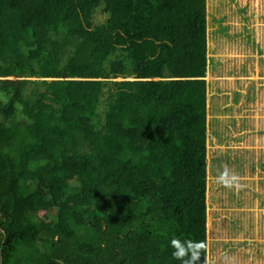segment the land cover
<instances>
[{
	"label": "trees",
	"instance_id": "trees-1",
	"mask_svg": "<svg viewBox=\"0 0 264 264\" xmlns=\"http://www.w3.org/2000/svg\"><path fill=\"white\" fill-rule=\"evenodd\" d=\"M206 1L0 0V264H208Z\"/></svg>",
	"mask_w": 264,
	"mask_h": 264
},
{
	"label": "rangeland",
	"instance_id": "rangeland-1",
	"mask_svg": "<svg viewBox=\"0 0 264 264\" xmlns=\"http://www.w3.org/2000/svg\"><path fill=\"white\" fill-rule=\"evenodd\" d=\"M206 16L210 33L215 25L228 24L218 37L243 42L241 34L247 29L245 37H251L252 44L247 59L251 69L243 86L248 96L243 99L238 88L226 92L231 95L227 100L239 102L240 108L230 112L221 96L212 106L215 90L208 88V264H264V0H207ZM102 18L97 14L96 22ZM238 54L242 53H232V61L238 63ZM234 68L227 71L231 76L237 74ZM225 166L239 177L240 187L216 182Z\"/></svg>",
	"mask_w": 264,
	"mask_h": 264
},
{
	"label": "crops",
	"instance_id": "crops-1",
	"mask_svg": "<svg viewBox=\"0 0 264 264\" xmlns=\"http://www.w3.org/2000/svg\"><path fill=\"white\" fill-rule=\"evenodd\" d=\"M229 7H230V4H229ZM243 25L245 29L246 28L245 23H243ZM226 27H228V24L215 25L214 28H212L213 30L211 31V33L209 29H207L208 31V35H207V56H208L207 77L211 78L210 81L208 82L206 81L208 85L207 93L209 90L208 88L215 90L214 97H213L214 99L212 98L213 99L212 106H215V107L217 106V101H218V100H215V97L221 96L222 98H225L227 100L231 96V95L229 96L226 93L229 91V89L234 90L238 88L239 91L241 92V96L243 99L246 98V96H248L247 91L245 90V88H243V86L246 85L247 83L246 80L248 77L246 74L248 73V71L250 72V69H251L250 61L247 64V59L251 57V52L248 55V51L252 48L251 37H245L247 35V29H246L245 32L241 34L243 37V42L241 39L239 40L237 38H233L231 42L227 41V39L223 40L225 37L224 38L218 37L219 31H221L222 28H226ZM236 50L242 53V54H238V56L240 57L238 60V63L236 61L234 62V60L232 61V57H231V56H234L232 55V53H235ZM231 65H234L235 67L234 69L238 68L237 74H233L232 76L228 73L229 67ZM219 80H223L222 83H218L217 81ZM210 99L211 98L208 97V116L207 117H209V111H210L209 107L211 104ZM225 105L229 108L230 112H232L233 107L237 106L238 108H240L239 106H241L239 102L234 105V103L231 102L230 100H227V103H225ZM221 119H224V117L221 116ZM231 134H232V131H231ZM233 137H237V136L234 135Z\"/></svg>",
	"mask_w": 264,
	"mask_h": 264
},
{
	"label": "clouds",
	"instance_id": "clouds-1",
	"mask_svg": "<svg viewBox=\"0 0 264 264\" xmlns=\"http://www.w3.org/2000/svg\"><path fill=\"white\" fill-rule=\"evenodd\" d=\"M216 182L227 188L240 187L239 177L234 174L230 175L227 166L219 174ZM169 247L172 249L171 257L178 261L179 264H200L202 250L206 248V243L191 239L181 240L173 238L169 242Z\"/></svg>",
	"mask_w": 264,
	"mask_h": 264
}]
</instances>
